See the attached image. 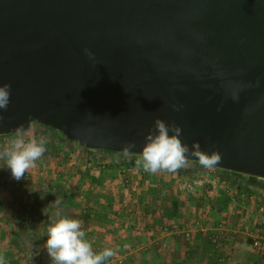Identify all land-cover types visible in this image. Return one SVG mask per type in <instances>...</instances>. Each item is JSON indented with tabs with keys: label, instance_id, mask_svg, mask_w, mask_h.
I'll list each match as a JSON object with an SVG mask.
<instances>
[{
	"label": "water",
	"instance_id": "obj_1",
	"mask_svg": "<svg viewBox=\"0 0 264 264\" xmlns=\"http://www.w3.org/2000/svg\"><path fill=\"white\" fill-rule=\"evenodd\" d=\"M3 84L0 135L36 121L139 155L159 117L264 178V0H0Z\"/></svg>",
	"mask_w": 264,
	"mask_h": 264
},
{
	"label": "rangeland",
	"instance_id": "obj_2",
	"mask_svg": "<svg viewBox=\"0 0 264 264\" xmlns=\"http://www.w3.org/2000/svg\"><path fill=\"white\" fill-rule=\"evenodd\" d=\"M22 134L26 141L43 137L47 143L43 156L19 181L12 177L5 161L0 160V221L3 222L0 227L7 229V232L4 231L1 235L0 228V254L4 255L6 264H53L44 245L48 238L47 229L57 219V211L62 216L82 222V230L86 233V239L92 242L94 251L100 252L104 248L116 250V255L104 261V264H156L154 259H157V256H143L140 251L128 256L121 254L129 250L130 243L134 242L140 231L151 234L180 233L185 237L191 233L207 231L202 230L207 224L199 222L200 217L195 221L186 218L179 221L181 215L188 217L191 212H184L181 206L178 207V195L172 196L168 201L166 208L170 210L160 213V222L154 221L153 213L147 212L150 218L146 219L141 209L128 211L119 207V204H108L116 199L113 189L124 178V156H103L99 151L89 150L77 142L70 141L61 131L36 121ZM16 135L17 133L0 135V150L10 145ZM201 168L198 162L193 164L188 160L187 167L181 168L177 173L185 171L184 174L195 176ZM175 184L182 191L189 193L188 196L193 195L183 187L181 177L176 178ZM211 189L213 186H207L205 192L208 194ZM127 190L128 197L134 199L131 188ZM119 195L121 197H118ZM119 195L117 197L122 198L125 191ZM70 197L75 198L72 205L69 203ZM195 198L197 199L196 196ZM261 202L263 203L262 199ZM237 213L241 215L240 209ZM250 213L249 218L243 217L239 222L253 234L260 236L263 247L259 249L253 245L247 246L245 254L237 264H264V225H261L264 220L257 216L259 214ZM210 221V225H214L213 220ZM97 223H100V226ZM97 233L100 234L98 242L95 240ZM128 237L129 241H126ZM254 239V236L247 238L251 244ZM150 254H153V251ZM165 257L163 258L166 264L180 262L179 257ZM208 260L209 264H223L217 257ZM208 260L203 261L197 257L184 262L207 264Z\"/></svg>",
	"mask_w": 264,
	"mask_h": 264
},
{
	"label": "crops",
	"instance_id": "obj_3",
	"mask_svg": "<svg viewBox=\"0 0 264 264\" xmlns=\"http://www.w3.org/2000/svg\"><path fill=\"white\" fill-rule=\"evenodd\" d=\"M99 153L109 157L118 154L107 153L105 151H99ZM121 156H124L125 159H122V162L125 163L124 178L113 189L114 198L116 199L110 201L108 204H119V207L128 209V211L131 209H141L146 219L150 218L148 216L149 213H153L154 216L152 217H154V221L160 222V213L170 210L166 208L168 207V201L171 200L172 196L178 195L179 197L176 199L178 207L181 206V210L184 212L185 210L191 212L187 215L188 217L181 215L179 221L183 218L195 221V219L200 217L199 222L207 224L202 229L207 231L191 233L188 237L180 233H176V235L151 234L140 231L135 236L134 242L130 243L129 250L121 253L123 256L140 251L143 256H157L158 258L154 259L157 262L156 264H166L163 258L165 256H171L174 259L179 257L178 260L180 262L178 264H188L184 260H194L197 257L203 259V261L217 257L223 264L227 262L228 264H237L241 261L240 258L245 254L247 246H251L247 238L253 234L252 232L247 233L250 229L242 226L239 220L243 217L249 218L251 216L250 212L259 214L257 216L264 220V214H262L264 213V187L249 184L246 175L240 176L230 170L221 168L218 169L217 173H210V177L214 176L216 178V184L213 186V189L208 194L206 192L193 194L197 197V199H194L193 195L188 196L189 193L187 194L185 191L179 189L175 182L178 176L184 179L195 176H206L208 169H205L198 161H190L193 164H197L198 162L202 167L199 172L195 173V176L186 175L184 174L185 171L171 174L165 172L150 174L145 172L142 167L136 166L135 161L139 158V155ZM186 167L187 165L184 168ZM125 187L131 188L134 192V199L128 197ZM124 191L125 196L119 199L118 197H121L119 193ZM238 209H240L241 215L237 213ZM147 212L149 213L147 214ZM210 220H213L214 225H210ZM0 223L3 222L0 221ZM97 224L100 226V223ZM0 228L2 229L1 235L4 231L7 232V229H4L3 226ZM243 229L247 230L243 231ZM99 237L100 234L97 233L95 235L97 242V239H100ZM215 237H219L218 242L217 240L215 241ZM126 241H129V237ZM151 251H153V254H150ZM209 261H207V264H209ZM193 263L195 264V262Z\"/></svg>",
	"mask_w": 264,
	"mask_h": 264
},
{
	"label": "clouds",
	"instance_id": "obj_4",
	"mask_svg": "<svg viewBox=\"0 0 264 264\" xmlns=\"http://www.w3.org/2000/svg\"><path fill=\"white\" fill-rule=\"evenodd\" d=\"M85 52L89 58H93L94 54L90 50L85 49ZM10 97L11 85H0V110H7ZM173 107L179 110L180 106ZM2 119L0 114V120ZM16 132L10 145L0 150V160L5 161L12 177L19 181L43 156L47 141L43 137L26 141L22 127L17 128ZM181 135L182 128L179 125L168 124L157 117L153 129L145 137L142 152L135 161L136 166L150 174H157L176 173L187 165L190 156L198 158L199 163L208 170L222 163L223 156L219 150L211 153L203 151L199 141L193 142L189 147L182 142ZM135 147V142L125 144L123 155L128 156ZM55 215L57 219L48 227V238L44 245L53 264H104V261L116 255V250L112 248L94 251L92 242L86 239L80 220L62 216L59 211ZM0 264H6L3 254H0Z\"/></svg>",
	"mask_w": 264,
	"mask_h": 264
},
{
	"label": "built area",
	"instance_id": "obj_5",
	"mask_svg": "<svg viewBox=\"0 0 264 264\" xmlns=\"http://www.w3.org/2000/svg\"><path fill=\"white\" fill-rule=\"evenodd\" d=\"M218 169H221V168L215 167L214 169L208 170V173L206 174V176H195V177L186 178V179L181 178V182L184 185L183 187L187 189L188 192H191L193 194L204 193L206 191L207 186L212 187L216 184V178L214 176L210 177L211 175L210 173H217ZM259 179H264V178H259ZM123 186H125V184H123ZM127 189H129V187H125L126 192L128 191ZM246 230L247 229H243V231H246ZM247 233H251V232L248 231ZM254 238L255 239L253 240L251 245L255 246V248H259V249L262 248L263 244H262L260 236L254 235ZM216 240L218 242L219 237H215V241Z\"/></svg>",
	"mask_w": 264,
	"mask_h": 264
},
{
	"label": "trees",
	"instance_id": "obj_6",
	"mask_svg": "<svg viewBox=\"0 0 264 264\" xmlns=\"http://www.w3.org/2000/svg\"><path fill=\"white\" fill-rule=\"evenodd\" d=\"M105 152H107V153H116V152H109V151H105ZM118 154L123 155V153H118ZM130 155L135 156L133 154H130ZM234 174H237V175H240V176L243 175V174H239V173H235V172H234ZM249 179H250V181H248ZM247 182L249 184H254V185L259 186V187H264V179H259L258 177L247 176ZM74 200H75L74 197H70V199H69L70 205L74 204Z\"/></svg>",
	"mask_w": 264,
	"mask_h": 264
},
{
	"label": "bare ground",
	"instance_id": "obj_7",
	"mask_svg": "<svg viewBox=\"0 0 264 264\" xmlns=\"http://www.w3.org/2000/svg\"><path fill=\"white\" fill-rule=\"evenodd\" d=\"M229 171V170H228ZM248 181H250V179L248 180ZM238 194V193H237ZM209 201V200H208ZM213 204V203H212ZM209 205V204H208ZM211 205V204H210ZM214 205V204H213ZM202 206V205H201ZM208 208H210V207H208ZM217 209V208H216ZM222 209V208H221ZM212 210V209H211ZM225 210V209H224ZM204 211V210H203ZM221 211V210H220ZM201 212V211H200ZM227 214V213H226ZM195 216V215H194ZM197 216V215H196ZM208 223V222H207ZM255 223V222H254ZM263 223V222H262ZM234 225V224H233ZM255 225H256V223H255ZM262 225V227H263V225H264V223L263 224H261ZM259 226V225H258ZM166 228V227H165ZM201 228V227H200ZM236 228V227H235ZM235 228H233V229H235ZM260 228V227H259ZM200 230V229H199ZM253 230V229H252ZM251 232V231H250ZM255 235V234H254Z\"/></svg>",
	"mask_w": 264,
	"mask_h": 264
}]
</instances>
